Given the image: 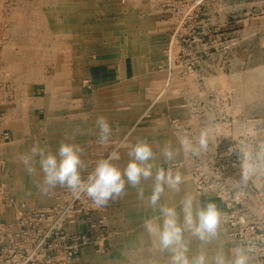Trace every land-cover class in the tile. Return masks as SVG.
I'll use <instances>...</instances> for the list:
<instances>
[{
	"label": "rangeland",
	"instance_id": "rangeland-1",
	"mask_svg": "<svg viewBox=\"0 0 264 264\" xmlns=\"http://www.w3.org/2000/svg\"><path fill=\"white\" fill-rule=\"evenodd\" d=\"M66 133L85 149L82 179L114 149L123 170L120 144L137 137L153 176L104 206L66 187L45 195L38 162L29 174L19 157ZM159 168L183 183L152 207ZM186 194L222 214L210 244L185 232L189 257L231 258L247 241L264 264V0H0V264H170L144 221L167 205L183 223Z\"/></svg>",
	"mask_w": 264,
	"mask_h": 264
},
{
	"label": "clouds",
	"instance_id": "clouds-1",
	"mask_svg": "<svg viewBox=\"0 0 264 264\" xmlns=\"http://www.w3.org/2000/svg\"><path fill=\"white\" fill-rule=\"evenodd\" d=\"M94 125L98 130L96 132L97 143L109 144L113 135L110 121L101 115L96 117ZM199 144L201 147L206 146L203 133ZM185 146L194 152L190 146ZM120 147L127 148L129 157L123 170L114 163L120 159L119 149H114L105 158L96 161L93 171L86 180L81 176V172L86 169L82 158L85 149L76 142L74 135L66 133L55 151L47 145L35 144L27 154H22L19 159L29 174L35 172V165L38 162L43 173L38 187L43 194H48L57 186L66 187L76 198L85 194L97 206H104L110 199L120 197L125 193L126 182L132 187H137L142 179L146 180L153 176V164L150 161L154 157V152L147 139L137 137L130 145L121 142ZM162 155L166 161H170L174 153L169 146H165ZM248 167L251 168L250 165ZM182 183L181 174H173L171 169H157L152 193L147 197L149 205L156 207L159 204L165 185L179 191ZM139 196L145 199L142 189ZM181 203L184 214L183 223L179 221L177 209L167 205L159 206L161 223H154L151 218L144 221L147 232L156 236L159 250L171 253L170 264H250L252 259L250 254L255 251V245L247 241L231 250V258L222 249L216 252L211 261L205 252L189 257L185 232H190L203 245L210 244L219 236L222 214L215 203L209 202L204 206H199L196 198L191 194H186Z\"/></svg>",
	"mask_w": 264,
	"mask_h": 264
}]
</instances>
